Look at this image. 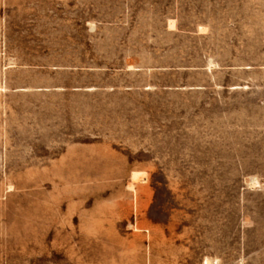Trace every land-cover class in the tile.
<instances>
[{
    "label": "rangeland",
    "instance_id": "rangeland-1",
    "mask_svg": "<svg viewBox=\"0 0 264 264\" xmlns=\"http://www.w3.org/2000/svg\"><path fill=\"white\" fill-rule=\"evenodd\" d=\"M0 264H264V0H0Z\"/></svg>",
    "mask_w": 264,
    "mask_h": 264
},
{
    "label": "bare ground",
    "instance_id": "bare-ground-1",
    "mask_svg": "<svg viewBox=\"0 0 264 264\" xmlns=\"http://www.w3.org/2000/svg\"><path fill=\"white\" fill-rule=\"evenodd\" d=\"M174 20V19H173ZM173 22V21H172ZM175 24V23H174ZM172 29V28H171ZM133 175V178L135 179L136 178V176H137V173H134V174H132ZM131 185V184H130Z\"/></svg>",
    "mask_w": 264,
    "mask_h": 264
}]
</instances>
